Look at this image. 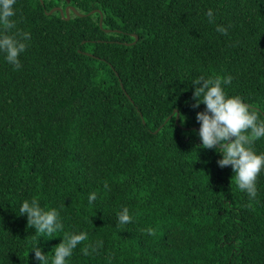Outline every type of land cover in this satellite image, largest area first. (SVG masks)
Returning <instances> with one entry per match:
<instances>
[{
  "label": "trees",
  "instance_id": "1",
  "mask_svg": "<svg viewBox=\"0 0 264 264\" xmlns=\"http://www.w3.org/2000/svg\"><path fill=\"white\" fill-rule=\"evenodd\" d=\"M14 8L8 31L30 38L20 68L0 52V264H36V243L51 261L81 230L88 238L68 264H264V171L250 198L219 153L197 150L195 113L205 105L192 107L190 85L230 75L229 93L264 119V0ZM254 147L264 151V137ZM26 198L60 211L54 237L19 215ZM125 206L132 220L119 224Z\"/></svg>",
  "mask_w": 264,
  "mask_h": 264
},
{
  "label": "clouds",
  "instance_id": "2",
  "mask_svg": "<svg viewBox=\"0 0 264 264\" xmlns=\"http://www.w3.org/2000/svg\"><path fill=\"white\" fill-rule=\"evenodd\" d=\"M15 3L16 0H0V25L3 26V30H0V52L4 54L6 62L14 68H20V55L27 47L30 33L8 31L15 27V22L11 19L16 14ZM206 15L211 19L213 10L209 8ZM217 31L226 33L228 29L217 25ZM231 80L230 75L221 77L203 74L191 80L194 100L192 107L198 108L201 103L205 105L203 110L195 113L199 128L192 131L202 142L195 147L197 150L201 147L214 149L219 153L217 164L220 167L230 165L236 186L250 198H254L257 195L258 176L264 171V151L255 149L254 140L264 137V119L258 117L257 111L241 95L229 93L226 86ZM96 196V192H90L89 202L94 201ZM25 214L28 226L46 236L54 237L63 228L60 211L56 207H43L36 198L21 201L19 215ZM116 218L119 224L130 222L132 216L129 208L123 207L116 213ZM87 238L88 234L83 230L67 234L55 245L51 261L36 243L31 248L34 260L36 264H68L78 243ZM83 251L87 254L88 247Z\"/></svg>",
  "mask_w": 264,
  "mask_h": 264
},
{
  "label": "water",
  "instance_id": "3",
  "mask_svg": "<svg viewBox=\"0 0 264 264\" xmlns=\"http://www.w3.org/2000/svg\"><path fill=\"white\" fill-rule=\"evenodd\" d=\"M73 8V7H72ZM54 9H56V8H53L52 9V11L54 10ZM74 9V8H73ZM76 11V10H75ZM62 13H63V11H61ZM65 13H66V17L67 18H69V7H67L66 8V11H65ZM76 13L77 14H81L80 12H78V11H76ZM101 23H102V17H101V21H100ZM138 38V35L136 34V39ZM178 120H179V112H177V115H176V121L178 122ZM198 128H199V126H198Z\"/></svg>",
  "mask_w": 264,
  "mask_h": 264
}]
</instances>
